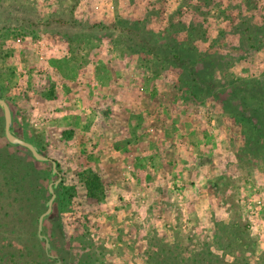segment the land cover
<instances>
[{
  "label": "rangeland",
  "instance_id": "rangeland-1",
  "mask_svg": "<svg viewBox=\"0 0 264 264\" xmlns=\"http://www.w3.org/2000/svg\"><path fill=\"white\" fill-rule=\"evenodd\" d=\"M0 99L60 166L42 231L60 264H154L165 244L175 264H264V0H0ZM36 167L42 190L19 193L0 171L25 246L57 180ZM24 251L12 264H56Z\"/></svg>",
  "mask_w": 264,
  "mask_h": 264
},
{
  "label": "trees",
  "instance_id": "trees-1",
  "mask_svg": "<svg viewBox=\"0 0 264 264\" xmlns=\"http://www.w3.org/2000/svg\"><path fill=\"white\" fill-rule=\"evenodd\" d=\"M1 126L4 134V118H3V124H1ZM18 148L21 147L12 146L7 141L3 146H0V159L2 158L0 162V171L4 173L5 172L11 173L12 177L16 179V180H12V185L15 189L14 190L15 193H19L20 192L19 188L21 189L23 188L22 187L24 183L23 180H27L30 177H31L32 185L42 190L43 178L40 175H42L43 172L36 167V164L45 165L50 163L49 162L42 163L35 161L34 158L31 156L30 152L23 148H21L23 149V153L21 154L18 152V150L13 151V149H18ZM38 150L41 153V150L39 148ZM57 166L59 171L60 166L58 163ZM50 175L51 177H57L52 175V167H51ZM82 182L88 197L89 198L97 197L98 192L101 191V184L99 182L98 177L91 172H87L82 175ZM2 187H4V185H0V195H1ZM56 188L54 189V193ZM47 192H48V187H47ZM48 196L50 197V195ZM46 203L47 202H45V204L42 206L43 210L41 207V209L37 211L36 210L29 211L28 218L25 216V219L28 220V222L26 223L27 228L30 229L29 244L25 246L21 242H18V240L14 237V234L18 232V230H20L19 228L21 224H25V222H23L20 217H17L16 212H14V214L4 213L5 205L2 204L0 198V209L1 212L3 213L0 214V228H2V232H0V264H12L13 262H17V260L19 261V259L23 258L26 253L24 251V248H29L30 246H33V248H37V250L39 249L41 252V256H43V258H46V260L56 261V263L58 262L57 258L50 259L47 256L45 252V242L39 239L37 233L38 219L40 215L46 210ZM19 211L24 212L22 210V205L20 206ZM51 246L52 245L50 244V248ZM167 246H168L167 244L161 246V248H165L166 253L159 252L158 255H156L155 253L151 255L152 259L154 260L153 262L154 264H175L174 257L171 256V253L173 254V252ZM12 248H19V249H17L15 253H11ZM49 254H50V249H49ZM214 258L217 259L216 256H214ZM216 262L217 261H213L212 259L209 260L204 256H202L201 259L199 261H196L194 264H215Z\"/></svg>",
  "mask_w": 264,
  "mask_h": 264
},
{
  "label": "water",
  "instance_id": "water-1",
  "mask_svg": "<svg viewBox=\"0 0 264 264\" xmlns=\"http://www.w3.org/2000/svg\"><path fill=\"white\" fill-rule=\"evenodd\" d=\"M0 109L3 112V118H4L5 140L12 146H19L29 151L35 161L42 162V163L49 162L52 167V175L57 176V180H55L52 184H49L48 186V193L50 195V198L46 203V210L40 215L38 219V227H37V233H38L39 239L45 242V252L47 256L50 259H54L55 257L49 254L50 244L47 238L43 236L42 230H43L44 220L48 218L52 213L53 204L56 199V194L54 193V189L61 182V177L58 171L57 163L49 159L48 157L42 155L35 145L18 138L12 133V126H13L12 111H11L10 106L5 100L0 99ZM56 264H60V262H57Z\"/></svg>",
  "mask_w": 264,
  "mask_h": 264
},
{
  "label": "built area",
  "instance_id": "built-area-1",
  "mask_svg": "<svg viewBox=\"0 0 264 264\" xmlns=\"http://www.w3.org/2000/svg\"><path fill=\"white\" fill-rule=\"evenodd\" d=\"M21 42V40L20 39H17V43H20Z\"/></svg>",
  "mask_w": 264,
  "mask_h": 264
}]
</instances>
